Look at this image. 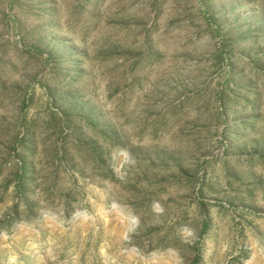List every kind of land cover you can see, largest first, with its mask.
<instances>
[{
  "label": "rangeland",
  "instance_id": "obj_1",
  "mask_svg": "<svg viewBox=\"0 0 264 264\" xmlns=\"http://www.w3.org/2000/svg\"><path fill=\"white\" fill-rule=\"evenodd\" d=\"M0 90V264H264V0H0Z\"/></svg>",
  "mask_w": 264,
  "mask_h": 264
},
{
  "label": "trees",
  "instance_id": "obj_2",
  "mask_svg": "<svg viewBox=\"0 0 264 264\" xmlns=\"http://www.w3.org/2000/svg\"><path fill=\"white\" fill-rule=\"evenodd\" d=\"M0 93L2 91L0 90ZM67 119V117H66ZM58 120L61 122L64 120V118L59 117ZM66 122V121H65ZM20 124L23 126V131L20 137L15 138V142L11 148V151L14 152L15 157L18 158V162H15L13 160H10L8 163L12 165V169L14 170V192L16 195V201L13 205L12 210V216L16 217L18 215V212L16 211L19 204L23 202H27V195L30 193V186L34 182L32 179V176L35 174V168L32 164L27 162V156H30L33 152V149L35 148V145L33 144V138H34V130H32V126H28L27 123L20 121ZM103 140L107 141V137L102 136ZM66 144V143H65ZM65 144H62L61 146L55 147L54 150L50 153L53 155V157L56 158V164L55 168H61L63 170H67L68 167V161L67 156H69V151L65 149ZM89 143H81L80 141L71 142V146L76 149L77 154H82V151H91V149H94V146H91L92 143H90L91 149L88 145ZM93 147V148H92ZM18 151H21L23 153L22 156H19ZM94 152V150H92ZM76 153V152H75ZM92 155L90 154V157ZM27 207V206H26ZM199 260L198 254L194 256V259L190 262V264H197Z\"/></svg>",
  "mask_w": 264,
  "mask_h": 264
}]
</instances>
